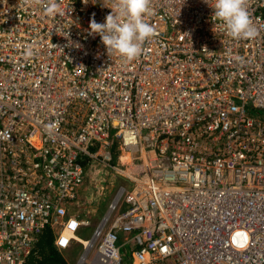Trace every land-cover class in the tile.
Returning <instances> with one entry per match:
<instances>
[{
	"label": "built area",
	"instance_id": "1",
	"mask_svg": "<svg viewBox=\"0 0 264 264\" xmlns=\"http://www.w3.org/2000/svg\"><path fill=\"white\" fill-rule=\"evenodd\" d=\"M110 3L0 0V264H25L47 227L60 252L82 246L76 264H264V0L252 40L226 35L214 0H151L133 61L89 35ZM95 162L124 184L83 241Z\"/></svg>",
	"mask_w": 264,
	"mask_h": 264
},
{
	"label": "clouds",
	"instance_id": "2",
	"mask_svg": "<svg viewBox=\"0 0 264 264\" xmlns=\"http://www.w3.org/2000/svg\"><path fill=\"white\" fill-rule=\"evenodd\" d=\"M29 7L39 6L46 15H61L60 0H24ZM207 3V0H205ZM111 9L103 23L94 18L89 24V35L99 36L108 55H119L127 61L137 59L143 46L155 36V28L146 21L153 13L151 0H111ZM213 20L234 40H252L257 30L248 12V0H214ZM28 55L32 52L29 49Z\"/></svg>",
	"mask_w": 264,
	"mask_h": 264
},
{
	"label": "rangeland",
	"instance_id": "3",
	"mask_svg": "<svg viewBox=\"0 0 264 264\" xmlns=\"http://www.w3.org/2000/svg\"><path fill=\"white\" fill-rule=\"evenodd\" d=\"M115 158L114 156L112 163L119 165ZM94 165L87 170L83 189L77 200L78 204L74 208L75 210L79 208L80 214L88 218L91 223L90 226L78 231L77 235L82 239L91 237L94 227L105 213L107 204L116 188L120 184H124L120 178L115 179L114 172L107 167L100 166L98 162H95ZM64 251L62 253H64L66 263L76 264L82 254V246L74 243L68 252Z\"/></svg>",
	"mask_w": 264,
	"mask_h": 264
},
{
	"label": "trees",
	"instance_id": "4",
	"mask_svg": "<svg viewBox=\"0 0 264 264\" xmlns=\"http://www.w3.org/2000/svg\"><path fill=\"white\" fill-rule=\"evenodd\" d=\"M119 153L118 145L115 144L113 157L115 156L117 159ZM53 242L54 232L50 227H47L38 237L31 253L26 258L25 264H67L64 253L57 250ZM69 250L70 248L65 251L68 252Z\"/></svg>",
	"mask_w": 264,
	"mask_h": 264
},
{
	"label": "bare ground",
	"instance_id": "5",
	"mask_svg": "<svg viewBox=\"0 0 264 264\" xmlns=\"http://www.w3.org/2000/svg\"><path fill=\"white\" fill-rule=\"evenodd\" d=\"M125 158L123 157L122 160H124ZM83 241H85L84 239H82Z\"/></svg>",
	"mask_w": 264,
	"mask_h": 264
},
{
	"label": "crops",
	"instance_id": "6",
	"mask_svg": "<svg viewBox=\"0 0 264 264\" xmlns=\"http://www.w3.org/2000/svg\"><path fill=\"white\" fill-rule=\"evenodd\" d=\"M83 189V188H82ZM82 191V190H81ZM55 237V236H54ZM74 244H72V246H73Z\"/></svg>",
	"mask_w": 264,
	"mask_h": 264
}]
</instances>
